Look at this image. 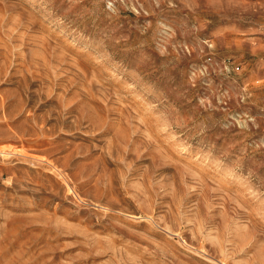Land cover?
<instances>
[{"label": "rangeland", "instance_id": "374dc122", "mask_svg": "<svg viewBox=\"0 0 264 264\" xmlns=\"http://www.w3.org/2000/svg\"><path fill=\"white\" fill-rule=\"evenodd\" d=\"M0 264H264V0H0Z\"/></svg>", "mask_w": 264, "mask_h": 264}]
</instances>
